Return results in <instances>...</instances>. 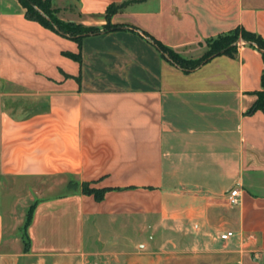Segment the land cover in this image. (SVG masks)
<instances>
[{
  "label": "crops",
  "instance_id": "0c3cea01",
  "mask_svg": "<svg viewBox=\"0 0 264 264\" xmlns=\"http://www.w3.org/2000/svg\"><path fill=\"white\" fill-rule=\"evenodd\" d=\"M51 3L99 32L78 43L0 0V177L62 178L3 205L0 264H264L262 52L239 40L186 72L154 43L197 60L234 30L264 40V0Z\"/></svg>",
  "mask_w": 264,
  "mask_h": 264
},
{
  "label": "trees",
  "instance_id": "16d2710c",
  "mask_svg": "<svg viewBox=\"0 0 264 264\" xmlns=\"http://www.w3.org/2000/svg\"><path fill=\"white\" fill-rule=\"evenodd\" d=\"M18 2L25 9V16L27 19L36 21L41 24L43 27L50 29L52 31L58 32L63 36L74 39L76 42H80L82 37L88 34H94L99 32L98 28L95 27H84V26H76L69 22L60 21L57 17V10L51 9V0H18ZM115 11L114 7L108 9L106 18ZM113 28L107 22L104 26V31H109ZM242 40L246 43H250L259 49L262 52V56L264 59V40H262L259 36L254 34H250L244 30H234L227 34H223L217 36L216 38L209 39L205 41L203 44L209 47L207 53L197 60H187L179 56L177 53L173 52L169 48H166L158 41L154 40L155 45L160 50L162 56L168 57V59L175 65L179 66L184 71H191L201 64L205 63L212 57L217 55H229L233 56L235 53L238 41ZM261 86L264 89V70L261 75ZM264 109V97L263 94H259V98L257 102L251 107V109L247 112V114H251L256 110ZM83 192L87 194H94L95 198L100 200L104 193V190H89L87 186H84ZM35 208V204H32L26 213V220L24 226L22 228V240L24 242V251L28 250V237H27V228L31 222L32 214Z\"/></svg>",
  "mask_w": 264,
  "mask_h": 264
},
{
  "label": "rangeland",
  "instance_id": "374dc122",
  "mask_svg": "<svg viewBox=\"0 0 264 264\" xmlns=\"http://www.w3.org/2000/svg\"><path fill=\"white\" fill-rule=\"evenodd\" d=\"M51 9L57 10L56 17L60 20L59 10L54 7V5L51 3ZM67 22V21H63ZM71 24H74L76 26H84V27H93V26H85L82 24H79L77 22H69ZM194 55L195 56H204L207 51L209 50V47L205 44L195 47L194 49ZM179 55V54H178ZM180 56V55H179ZM198 57V58H199ZM62 178H51V179H35V180H7L0 177V210H4V204L6 206L10 205V203L14 201L18 202H24V200L29 199V194H36L38 196L42 197H48L51 195H56L61 192L60 186H61V180ZM64 181V180H63ZM28 208H19L17 209V218L23 219L22 223L20 224V227H18V231L15 233L16 236L19 237V239L22 242L23 250H24V242L22 240V228L24 226L25 220H26V213ZM24 213V216L22 215ZM25 252V251H24Z\"/></svg>",
  "mask_w": 264,
  "mask_h": 264
},
{
  "label": "built area",
  "instance_id": "2783aa9c",
  "mask_svg": "<svg viewBox=\"0 0 264 264\" xmlns=\"http://www.w3.org/2000/svg\"><path fill=\"white\" fill-rule=\"evenodd\" d=\"M239 190L237 188L231 190L227 195H226V202L230 206H237L239 204L240 200V195H239ZM233 235L232 232H225L224 234L220 235L221 240H228L231 238Z\"/></svg>",
  "mask_w": 264,
  "mask_h": 264
}]
</instances>
